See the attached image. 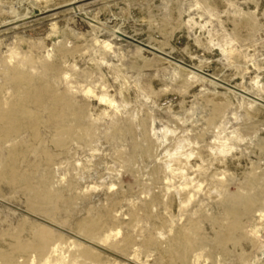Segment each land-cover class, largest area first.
Returning a JSON list of instances; mask_svg holds the SVG:
<instances>
[{
	"label": "rangeland",
	"instance_id": "rangeland-1",
	"mask_svg": "<svg viewBox=\"0 0 264 264\" xmlns=\"http://www.w3.org/2000/svg\"><path fill=\"white\" fill-rule=\"evenodd\" d=\"M9 48L19 49L25 62L10 68L26 73L29 81L18 87L0 71V97L10 87L16 95L44 92L40 105L31 104L44 121L42 143L22 127L16 145L27 154L17 166L21 171L36 162L44 166L41 150L54 153L48 184L61 199L51 207L53 216L34 212L27 192L3 180L0 229L17 232L20 223L26 238L33 224H55L64 242L78 240V222L116 202L103 231L120 230V240L131 233L136 244L119 253L100 248L105 261L156 264L158 247L145 240L187 223L193 239L203 237L195 251L203 252L201 264H264V85L255 83L258 76L264 83V0H0L2 66ZM62 96L93 119L92 140L72 143L69 154L54 142L49 118ZM213 102L225 109L211 123ZM145 128L153 136L154 159L142 153ZM235 135L244 139L231 140L226 160L211 157L219 136ZM183 145L203 149L204 159L193 156L186 176L175 165L167 177L158 165ZM76 164H83V175ZM43 175L32 172L31 182L38 185ZM182 188L194 194L187 215H181L178 198L172 210L163 204ZM235 196L242 197L238 206L249 197L259 205L241 216L242 226L233 234L241 240L222 248L220 224L229 223ZM154 198L159 202L152 205ZM172 217L180 222L172 224Z\"/></svg>",
	"mask_w": 264,
	"mask_h": 264
},
{
	"label": "bare ground",
	"instance_id": "bare-ground-1",
	"mask_svg": "<svg viewBox=\"0 0 264 264\" xmlns=\"http://www.w3.org/2000/svg\"><path fill=\"white\" fill-rule=\"evenodd\" d=\"M240 24L242 25L241 21ZM221 51L225 53L228 51V49L223 48ZM6 56L8 58V64L6 66L0 65V71L4 72L6 80L10 83H16L18 87L28 84L29 77L26 73L20 72L15 68H10V66H15L16 63L19 66L25 65V62L21 59L20 50L16 48H9ZM33 68H36V66H33ZM33 70L34 69H32V71ZM255 83L256 85H264V83H261L259 76L257 77ZM22 93L21 95H18V93L16 95V91L10 87L4 96L0 97V182L5 180L15 189L23 188L28 194V207H30V210L34 212H41L48 216H53L56 210L51 209V207L55 206L61 199V197L56 194L57 192L53 193L54 190L51 188H54V186H49L48 184L49 172H47V170L52 165H54L56 161V157L53 155L54 153L51 154L43 149L41 150L43 161L45 163L44 166L41 164V162H36L33 163L31 167H29L30 170L25 171H21L17 166L19 160L26 158L27 154L24 151L18 149V139H21L24 133L20 132L22 130L21 128L24 127L29 131H32L33 139L31 140L41 141V130L39 131V128H41V125L44 123V121L38 115V110L35 108L37 110L36 111L33 107H31V104L38 106L42 103L44 92L36 91L33 96L25 91H22ZM87 93H92V90L87 89ZM57 101L58 106L53 110L52 117H49L54 123L53 126L56 129L57 138L54 139V142L59 148L69 154L72 151V143L82 145L84 140H92L94 137L92 131L93 119L87 113L85 108H77L78 106L74 108L66 96L59 97ZM224 109L223 103L213 102V113L209 116V121L214 123L215 120L222 117L224 114ZM249 115L251 114L249 113ZM222 122L223 119L221 120V123ZM144 126H146V123H144ZM52 132L54 133V131ZM152 132L153 136L155 137L156 135V139L158 140L160 137L157 136L154 127ZM151 134L150 131L145 128L144 136L146 139V145L142 146V153L147 159H154L156 157L155 152L150 145V142L153 141V136ZM167 139L168 138L165 137V139L160 141V143H166ZM219 139H222L223 142H221ZM243 139L244 138L239 135L232 136L231 138L219 136L217 139L218 141H216V143L213 145V148L217 149V152L212 153L209 151V153H211L210 155L214 159H219L220 161L224 160L227 154L233 149L231 146V140L242 141ZM16 142H18V145H16ZM40 143H42V141ZM23 147L21 145L20 149ZM186 147H189V145H183L182 150L180 151L169 150L168 154L164 155V158L158 165L159 171L168 177V175H171L173 172H175V165H177L178 168L183 170L182 176H186L184 171L191 165L190 161L193 156L204 159L203 149L187 148L189 150H186ZM131 163H133V159L129 160L128 165H131ZM82 165L76 164L75 169L78 170L79 173L81 172L83 175V170L81 168ZM20 166L22 165L20 164ZM39 170L44 173L43 179L38 185H35L31 182L30 174ZM154 174L156 177L158 176L156 172H154ZM32 179L34 178L32 177ZM55 179L56 178H54V180ZM73 184L74 180L70 179V181H68V186H73ZM185 184L188 183L186 182ZM221 187H225L224 184H222ZM190 192L191 191H187L186 188L177 189L174 193L172 192L173 194H171L170 200L164 201L163 204L166 206V209L169 210L174 201H176V198H178L180 200L178 203V208L181 212V215H187V208L189 206L188 203L191 202L194 197V194L192 195ZM166 195L168 197L169 193ZM237 198L238 196L233 198V207L228 213L229 223L220 224L222 229L219 232L218 244H220L222 248L229 242L238 243L241 240V238H235L233 235L234 232L242 226L241 216L249 213L259 205V200L255 197H246L247 199L244 204L242 206L239 205V207L237 202H241L242 197L239 198L240 201L235 200ZM156 202L159 201H157V198H154L151 201V204L155 205ZM115 203L116 202H113L108 208L106 207L107 209L105 213H100L91 216L90 218L80 220L77 224V230L79 234L76 237L79 238L78 240L69 239L71 241L68 240L69 242H64V234L58 230L60 228H57L55 224H33L29 230V235L26 238L22 234L27 228L25 225L20 226V223L17 225L21 229H18L17 232L15 231V228V230H13L15 232H12L6 228H4L5 230L0 229V264H122L117 262V259L112 262L109 260L105 261V258L108 256L106 255L105 251L100 250V248H106L119 253L123 252L131 245L136 244V239L131 233H126L122 240H120V230L116 231L115 229H111L106 232L103 231L107 223L109 226L108 221H110V219L114 216L113 212ZM176 221L180 222L177 217H172V224H174ZM23 222L24 221H21V223ZM191 226L192 225L187 223L185 225H180V227L171 225L170 232L172 234H167L165 236V230H160L156 236L149 237V239L145 240V245H155L158 247L159 252L157 254L159 257L158 259L156 258L157 260H155L154 263L191 264L192 261V264H201V258L204 257L203 252L195 253V251L196 248L202 243L203 237L200 236L196 239H193L191 237ZM243 237L244 236H242V238ZM121 242L124 243L123 246L121 245ZM138 255V250H136V260H139L140 258V255Z\"/></svg>",
	"mask_w": 264,
	"mask_h": 264
}]
</instances>
